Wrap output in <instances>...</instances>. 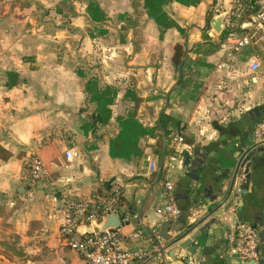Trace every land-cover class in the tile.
<instances>
[{"label": "crops", "instance_id": "crops-1", "mask_svg": "<svg viewBox=\"0 0 264 264\" xmlns=\"http://www.w3.org/2000/svg\"><path fill=\"white\" fill-rule=\"evenodd\" d=\"M231 2L213 12L215 0H0V264H82L60 235L63 197L103 196L113 184L132 215L122 230L145 232L132 246H164L170 154L180 214L167 234L225 204L207 219L217 217L201 257L186 262L168 247L133 264H245L228 253L240 222L257 230L264 264V138L254 134L264 123V23L234 49L247 30L212 27ZM256 143L234 178L233 160ZM31 154L48 179L24 178Z\"/></svg>", "mask_w": 264, "mask_h": 264}, {"label": "built area", "instance_id": "built-area-1", "mask_svg": "<svg viewBox=\"0 0 264 264\" xmlns=\"http://www.w3.org/2000/svg\"><path fill=\"white\" fill-rule=\"evenodd\" d=\"M222 9L220 0H215L213 12ZM244 18V19H243ZM264 23V0H232L231 8L224 14L223 26L229 34L236 27L246 29L247 32L235 40L234 49L249 45V31ZM260 64L252 62L251 69L257 70ZM264 72V66H263ZM254 134L264 138V123H259L254 128ZM176 144L183 141L182 135L176 136ZM75 153L72 150L65 152L66 158H71ZM176 160L170 154L164 164L162 181V195L166 201L162 206V217L165 222H173L180 214L175 204L172 191L173 185L168 177L171 162ZM25 177L31 181L46 180L50 176L46 165L37 154L28 156L24 169ZM121 189L113 184L106 195L93 194L83 199L63 197L60 209L59 229L65 245L75 251L82 259V264H133L142 262L152 255L159 254L160 245L151 248H138L132 244L144 236V230L136 228L128 232L122 229L129 224L132 215L124 210L120 203ZM114 212L118 215L120 225L98 231L93 223L100 222L107 214ZM121 212V214H119ZM81 226L88 228L83 232ZM228 253L236 254L245 264L250 260L259 259V238L257 230L244 222L238 223L229 234Z\"/></svg>", "mask_w": 264, "mask_h": 264}, {"label": "water", "instance_id": "water-1", "mask_svg": "<svg viewBox=\"0 0 264 264\" xmlns=\"http://www.w3.org/2000/svg\"><path fill=\"white\" fill-rule=\"evenodd\" d=\"M223 16H224V14H222V13L218 14L212 20V27H213V30L215 32L221 31ZM6 78H7V83L10 86H14L16 83V79H17V73L16 72H10L7 74ZM258 144L259 143H256V144L250 146L251 148L248 147L246 149H243L240 157L237 158V160L236 159L233 160V162L235 163V168L233 171L234 178L236 177V175L238 173V169L240 168L243 160L247 161V159H248L247 153H249V155H252V152H250V149H252L253 147H256V145H258ZM262 149L263 148H259V150H262ZM163 157H164V150H163V153L161 156L160 168L158 170V173H157V176L155 179V183L158 182V179L160 177ZM211 199L214 200V198H211ZM224 204H225V201L219 202L216 206L209 208V210H205L201 216H199L196 220H194V222L187 224L186 227L176 229V230L174 229L175 234L172 236L167 234V230L169 228H171V224L168 222H165L161 226L162 232L159 235V237L163 241H165L166 244L164 246H161L160 251H159L160 255L163 254L164 249H166L168 247H173V250L170 251L171 253L169 254V256H173L175 251L177 250V252L185 251L187 253L186 256L182 257V259L185 260L186 262H188L189 259H191L193 257H196V258L201 257L203 255L202 254L203 253L202 252L203 247L206 245L204 242V241H206V238L203 237V235L206 236L207 234H209V232H207L206 229L208 228V226L210 224H213L217 221V217L212 218L208 221H207V219L212 217V215L217 210H219ZM119 214H121V212H119ZM119 225H120V221H119L118 215L114 212L107 214L100 222H98V223L94 222L93 223L94 228L98 231H102V230H104L106 228H110V227L111 228L117 227ZM259 230H261V228H259ZM156 243L159 245V242H156ZM246 264H259V261L250 260Z\"/></svg>", "mask_w": 264, "mask_h": 264}, {"label": "trees", "instance_id": "trees-1", "mask_svg": "<svg viewBox=\"0 0 264 264\" xmlns=\"http://www.w3.org/2000/svg\"><path fill=\"white\" fill-rule=\"evenodd\" d=\"M175 53H176V55H178V57H177V63H180L181 62V53H182V47H179V46H177L176 47V50H175Z\"/></svg>", "mask_w": 264, "mask_h": 264}]
</instances>
